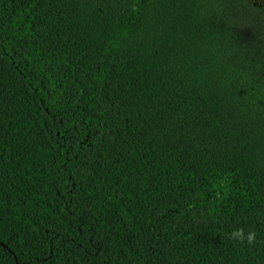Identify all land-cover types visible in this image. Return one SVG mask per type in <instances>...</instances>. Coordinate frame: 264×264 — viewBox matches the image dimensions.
I'll return each instance as SVG.
<instances>
[{
    "label": "trees",
    "instance_id": "trees-1",
    "mask_svg": "<svg viewBox=\"0 0 264 264\" xmlns=\"http://www.w3.org/2000/svg\"><path fill=\"white\" fill-rule=\"evenodd\" d=\"M0 264H264V0H0Z\"/></svg>",
    "mask_w": 264,
    "mask_h": 264
},
{
    "label": "clouds",
    "instance_id": "clouds-1",
    "mask_svg": "<svg viewBox=\"0 0 264 264\" xmlns=\"http://www.w3.org/2000/svg\"><path fill=\"white\" fill-rule=\"evenodd\" d=\"M232 236H233L234 239H242V238H243V237H242V234H241L240 231H235V232H233V233H232ZM253 240H254V234H253V233H249V234L247 235V242H248L249 244H251V243L253 242Z\"/></svg>",
    "mask_w": 264,
    "mask_h": 264
}]
</instances>
